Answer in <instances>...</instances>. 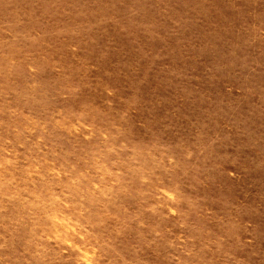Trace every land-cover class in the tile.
<instances>
[{
  "label": "rangeland",
  "instance_id": "1",
  "mask_svg": "<svg viewBox=\"0 0 264 264\" xmlns=\"http://www.w3.org/2000/svg\"><path fill=\"white\" fill-rule=\"evenodd\" d=\"M0 264H264V0H0Z\"/></svg>",
  "mask_w": 264,
  "mask_h": 264
}]
</instances>
